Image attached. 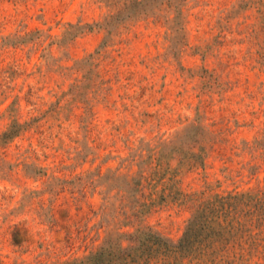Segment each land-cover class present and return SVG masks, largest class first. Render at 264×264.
<instances>
[{
    "label": "rangeland",
    "instance_id": "1",
    "mask_svg": "<svg viewBox=\"0 0 264 264\" xmlns=\"http://www.w3.org/2000/svg\"><path fill=\"white\" fill-rule=\"evenodd\" d=\"M119 8L0 0V135L24 126L0 141L5 264H79L139 226L177 241L196 203L179 190L264 188V0H186L181 31L162 9L104 43L95 24ZM193 123L211 131L205 167L177 174L167 201L135 216L141 193L130 188L150 173L147 149Z\"/></svg>",
    "mask_w": 264,
    "mask_h": 264
},
{
    "label": "trees",
    "instance_id": "2",
    "mask_svg": "<svg viewBox=\"0 0 264 264\" xmlns=\"http://www.w3.org/2000/svg\"><path fill=\"white\" fill-rule=\"evenodd\" d=\"M185 1L117 0L118 11L95 26L106 31V43L127 20L165 9L175 14L172 24L181 31ZM71 26L75 33L94 27L89 24ZM23 129L22 124L14 122L0 135V141L13 139ZM211 141V131L204 124L193 123L178 134L174 142H162L157 150L148 148L149 154L141 162L147 167L150 165V173L146 176L140 173L132 180L130 188L134 195L141 193V198L135 199L134 215L146 214L164 204L172 193L169 182L177 174L204 168L207 143ZM177 156L179 163L170 170V162ZM167 174H170L169 181ZM143 180L150 189L146 196L142 192ZM179 193L196 203L177 241L168 240L150 227L139 226L131 232L112 233L79 264H249L256 255L264 259V188L210 193L179 190ZM143 197L146 200L142 201ZM0 264L5 263L0 260Z\"/></svg>",
    "mask_w": 264,
    "mask_h": 264
}]
</instances>
